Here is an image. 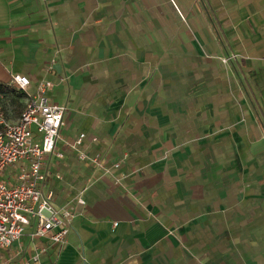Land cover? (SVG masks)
Segmentation results:
<instances>
[{
  "label": "crops",
  "instance_id": "crops-1",
  "mask_svg": "<svg viewBox=\"0 0 264 264\" xmlns=\"http://www.w3.org/2000/svg\"><path fill=\"white\" fill-rule=\"evenodd\" d=\"M206 4L0 0V83L54 84L65 158H48L45 190L77 213L64 245L28 229L0 261L43 246L39 264H264V0ZM81 134L124 186L79 160Z\"/></svg>",
  "mask_w": 264,
  "mask_h": 264
},
{
  "label": "built area",
  "instance_id": "built-area-1",
  "mask_svg": "<svg viewBox=\"0 0 264 264\" xmlns=\"http://www.w3.org/2000/svg\"><path fill=\"white\" fill-rule=\"evenodd\" d=\"M237 58L236 54L225 56L223 63L229 65ZM9 85L25 94V107L20 118L13 122L6 115L0 95V252L19 243L28 229L32 230L29 237L33 243L46 239L62 246L72 230L76 209L72 202L55 206V192L45 190V186L48 158H65L57 151V144L62 139L68 109L48 96L54 87L51 81H40L32 92L30 78L16 74ZM85 139L86 135L81 134L71 145L79 160L90 162L103 176L124 186L128 174L121 172L122 164H108L100 155L90 156L83 149ZM19 165L18 173H13L9 180L2 179L7 171ZM76 200L78 205H86L82 196ZM45 252L41 246L35 254L24 258L22 264H39ZM10 263L11 259L0 261Z\"/></svg>",
  "mask_w": 264,
  "mask_h": 264
},
{
  "label": "trees",
  "instance_id": "trees-1",
  "mask_svg": "<svg viewBox=\"0 0 264 264\" xmlns=\"http://www.w3.org/2000/svg\"><path fill=\"white\" fill-rule=\"evenodd\" d=\"M203 1V4H206V0H201ZM0 95L3 96V106L5 105V101L12 98V99H16V100H21V99H25V94L21 91L16 90L14 87L10 86V85H6L3 83H0ZM15 100V101H16ZM25 104L23 105V110H24Z\"/></svg>",
  "mask_w": 264,
  "mask_h": 264
},
{
  "label": "rangeland",
  "instance_id": "rangeland-1",
  "mask_svg": "<svg viewBox=\"0 0 264 264\" xmlns=\"http://www.w3.org/2000/svg\"><path fill=\"white\" fill-rule=\"evenodd\" d=\"M234 54H235V53H234ZM229 55H232V54H229ZM236 55H238V58H241V56H240L239 54H236ZM223 58H224V57H223ZM223 58L221 59V60H222V63H223ZM238 58H237V59H238ZM237 59H236V60H237ZM223 64H224V63H223ZM225 65L228 66L227 64H225ZM30 91H31V90H30ZM32 91H33V90H32ZM83 190H84V189H83Z\"/></svg>",
  "mask_w": 264,
  "mask_h": 264
}]
</instances>
